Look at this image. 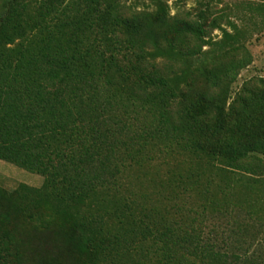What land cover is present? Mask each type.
<instances>
[{
    "label": "trees",
    "instance_id": "16d2710c",
    "mask_svg": "<svg viewBox=\"0 0 264 264\" xmlns=\"http://www.w3.org/2000/svg\"><path fill=\"white\" fill-rule=\"evenodd\" d=\"M122 1L9 0L1 15L0 160L44 183L0 187V264H264V80L233 95L252 57L193 68L207 28L229 35L216 19ZM156 151L193 166L161 187L198 197L213 234L124 195Z\"/></svg>",
    "mask_w": 264,
    "mask_h": 264
},
{
    "label": "rangeland",
    "instance_id": "374dc122",
    "mask_svg": "<svg viewBox=\"0 0 264 264\" xmlns=\"http://www.w3.org/2000/svg\"><path fill=\"white\" fill-rule=\"evenodd\" d=\"M170 6L171 14L179 17L197 20L201 12L207 16V24L211 25V20L216 19L223 30L211 27L207 28L209 42L203 48V52L194 58L193 68L210 64L221 55L230 59L232 57L242 58L248 54L252 57L251 64L243 69L237 81L233 85V95L242 91L245 86H253L264 80V2L260 0H165ZM9 0H0V18L5 12ZM122 10L130 15L136 11L154 10L155 4L151 0H123ZM220 46H224V51H216ZM225 52V53H224ZM204 63V64H203ZM152 159L146 157L140 164H133L127 169L124 178L123 193L131 200L139 204V208L148 210L147 213L153 215L159 212L166 220L171 221H200L209 227L207 233L213 234L214 221L210 214H203V209L199 203V198L188 195L181 199H173L167 194L161 184L168 177L186 175L191 164L182 161L181 158L164 157L165 155L151 153ZM193 167V166H192ZM44 183V177L39 174L30 173L13 164L0 160V187L7 190H14L20 184H27L40 188ZM245 213L235 212L229 220L233 218L245 220ZM222 217V216H221ZM222 219H224L222 217ZM226 223L220 221L221 226ZM219 226V227H221ZM219 231H223L221 228ZM230 232L227 231V234Z\"/></svg>",
    "mask_w": 264,
    "mask_h": 264
}]
</instances>
